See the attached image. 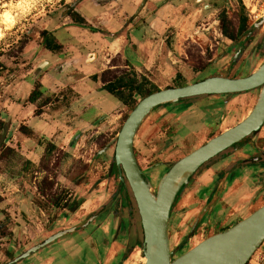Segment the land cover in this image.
Masks as SVG:
<instances>
[{"label": "rangeland", "instance_id": "1", "mask_svg": "<svg viewBox=\"0 0 264 264\" xmlns=\"http://www.w3.org/2000/svg\"><path fill=\"white\" fill-rule=\"evenodd\" d=\"M74 1L76 0H0V264L8 262L12 257L21 254L58 230L85 222L90 213L83 203L95 199L98 203L93 210H96L101 201L104 202L101 194L108 191L110 187L112 190L115 185L116 178L109 176L108 171L109 164L114 158L112 141L116 139L124 120L133 108L132 103L120 107L117 97L106 89L92 91L97 86L96 80L92 78L79 80L83 75L98 70L101 62L100 58L87 62V51L75 50L79 41L90 38L87 29L71 24L53 32L64 45L72 43L74 48H70V51L78 58L75 64L68 66L64 64V68L58 69L55 62L64 58V53L40 52L43 48L41 30L48 24V17L52 19L49 25L53 26L55 18L61 17L64 10ZM134 1L137 3V0L130 1L120 9L129 15L134 9L140 7L143 0H138L139 4L136 8ZM167 1L175 3V0L156 2L149 0L141 14ZM210 5L213 8L210 14L212 16L208 21L185 20L188 23V29L180 30L178 27H172L168 33L166 49H170L172 44L175 46L171 58H174L176 63H171L169 58L167 60L174 65L175 76L155 69L156 67L151 71L132 70L131 67L125 66L124 59L117 56L114 57L113 63L120 66L106 71L105 79L121 74L135 75L139 82L147 80L146 88L160 89L184 85L204 75L216 73L226 59H233L234 56H231V53L240 44L233 45V42L241 37L240 35L236 40H232L222 33L221 13L225 12L229 19L230 32L236 33L242 17L248 18L249 25H253L261 18L264 14V0H210ZM106 7L110 10L104 14L105 21L111 17L115 9L119 8V3L114 1ZM193 7L187 5L181 13L188 15ZM100 10L103 9L92 8L88 0H84L79 8V12L89 15H96ZM162 14L165 13L162 12ZM63 15L66 13L64 12ZM143 19L151 22L150 19ZM66 20L67 18L63 19V21ZM110 26L114 29L113 25ZM259 31H264V26L257 29L256 33ZM73 34L78 37V40L70 39L74 36ZM107 52L110 53L109 50H101L102 62L110 66V63H107L110 54ZM259 57L255 62H261L264 54ZM213 58L217 60L202 70ZM41 62L44 63L40 67ZM230 63L229 60L227 64ZM239 64L238 62L237 65ZM179 68L180 71H178ZM241 68L240 71L245 75L252 67L248 69L242 66ZM34 70L41 74L37 75ZM37 80L44 95L36 102H31L28 97L37 84ZM45 98L50 103L45 106L40 105ZM135 98L138 102L142 96L135 94ZM208 98V95L193 96L190 105L181 110L177 109L179 113L186 111L187 115L193 116L188 118L184 114L181 122L176 124L178 131L173 134L175 142L170 136L171 128L169 127L170 123L174 122L173 114L165 112L159 115L167 107L175 109L174 104L156 109L139 128L134 144L137 160L145 168L147 176L154 184H157L159 179H156L165 172L162 173L159 162H172L192 148L186 140L181 141V139H185V134L189 127L191 128L190 124L195 118L210 115L213 104ZM185 99L180 102H185ZM91 102L92 105H88L86 110L87 103ZM251 105L252 102L249 101L238 110L232 109L230 116L223 123V128L232 124L236 118H240ZM101 107L105 111L98 113ZM20 109L22 113L17 114ZM30 110H33L32 114L36 116L31 122L33 126L38 131L45 128L46 133L34 130L33 134H29L34 138V142L31 146L24 147L27 143L24 142L25 133L20 130L22 125L20 120ZM106 120H108L107 126L101 130L100 127ZM206 121L213 129L217 127L216 122L211 119ZM81 123L86 126L81 127L79 125ZM75 126L78 127L71 136L69 144L58 141V138L69 129H74ZM261 132L264 134V128ZM191 140L193 141L194 138ZM7 143H9L8 146ZM262 143L264 144V137ZM105 146L108 148L99 152ZM11 183L14 186H10ZM13 188H15V194ZM188 190L187 188L184 191L185 194ZM83 195L89 198L73 212L72 203ZM6 199L8 200L4 203ZM103 216L100 215L79 231L59 238V241L49 244L40 249V252L37 251L16 264H34L32 260H39L37 263L43 264L41 262H46L43 261V257L51 254H56L53 264H85L82 259L86 260V264H96L94 258L101 264V260H104L107 254L106 246H95V250H92L90 241L85 240L90 235L97 236L96 239H98L101 234L98 222L101 220L105 222ZM168 229L169 233H172L169 240L174 247L181 231L175 225L171 228V224ZM190 230L191 222H185L182 226L183 233L188 235ZM115 233L111 234V241ZM107 236H110L109 233ZM201 236L202 234H198L189 242L188 247L201 241ZM68 239L71 241L64 245L65 240ZM77 254L83 255L78 258ZM86 254H97V257L91 255V258L86 259ZM133 254L140 256L139 250H135ZM136 261L138 262L137 259ZM128 264L137 263L133 261ZM247 264H264V242Z\"/></svg>", "mask_w": 264, "mask_h": 264}, {"label": "flooded vegetation", "instance_id": "2", "mask_svg": "<svg viewBox=\"0 0 264 264\" xmlns=\"http://www.w3.org/2000/svg\"><path fill=\"white\" fill-rule=\"evenodd\" d=\"M83 1L84 0H76L72 2V4L69 7H67L66 10H64L66 15H63L64 14L63 12L61 17L55 18V23L53 24V26L49 25V23L52 22L51 21L52 19H50V16L48 17L49 18L48 24H46V26L43 27L41 30V34L43 36V40H42L43 48L40 50V52L56 51V53H64L65 57L60 58L55 62L56 66H58V69H62L64 68V66L75 64L78 61V58L73 55L74 53L72 51H70V48H74L72 43L66 42L67 44L64 45L54 35L53 32H55L58 28L66 27L71 24H77L80 26V28L87 29V32L90 33V38L87 39L86 41H79L77 45L75 46V50H80V51L86 50L87 51L86 52L87 62H92L94 60H97L98 58L101 59L99 69L96 71H92L88 75V78H92L93 80H96V81L100 80L103 83L102 89H105L103 87L105 82L108 80L110 81L111 79H114L115 77H119V76H124L126 78L134 77L135 75H133V73H132L133 76H125L121 74V75H117V76L115 75L111 78H108L106 81L104 80L105 79L104 74L106 71H109L110 69H115L112 67H119L120 65L113 63L114 58H112L110 62H108L110 63V66L105 67L103 70L100 69L103 63L102 62L103 57L101 54V50L104 49L105 45H108V43H104L103 39L105 37L109 38L112 33L115 34L114 37H117L118 35L122 34V32H124L126 33L125 42H127L129 38V35H128L129 28L133 27V25H141L142 21H145L143 20V18L150 10H147L145 14H141V13H142V10L146 7L149 0H146L145 2L143 0L141 2L140 7L138 9H134L132 13H130L129 15H127L126 14L127 12L122 11L120 8H122L124 4L126 5L130 1L132 2L133 0H88L91 3L92 8L103 9V10L98 11L96 15H89L88 13L83 14L79 12V8H81ZM114 1H118L119 8L115 9V11L112 13L111 17L107 21H105V19L102 21L101 20L102 17L105 18L104 14L110 10V9H107L106 7L107 4L114 2ZM136 2L137 3H135L134 1L135 8L139 4L138 0ZM175 3H176V7L178 8L184 2L183 0H177V1L175 0ZM72 6L73 8H71ZM163 6L164 4L161 5L159 8ZM180 12L182 11L180 10ZM64 18H67V20L63 21ZM242 18L240 19V22ZM240 22H239V25H240ZM110 25H113L114 29H112ZM239 25L237 27L236 34H238V29L240 28ZM49 26H51V28H49ZM252 30H253V27L252 25L248 24V19H247V31H252ZM73 35L74 36L73 37L71 36L70 39L78 40L77 39L78 37H76L75 34ZM240 35L241 34H239L234 39L236 40ZM235 49L236 50L231 53V56L232 55L234 56L233 59H226L223 65L213 75H216L223 71H225L227 76L230 78L245 77L251 74L264 61V57H263L261 62L259 63L255 62L256 59L260 58L259 56L264 54V31L262 32L259 31L256 34L255 33L251 34L250 36L247 37L245 41L240 43ZM235 53H237L236 56H235ZM216 60L217 59H214V58L210 59L207 65H205L202 68V70L206 69V67L209 64L215 62ZM229 60L231 61V63L227 64ZM125 62H126L125 66L131 67L132 70H135L128 60L127 61L125 60ZM238 62L240 63L239 65H237ZM43 63L41 62L39 66L41 67ZM242 66H246L248 69L250 67L252 68L248 72H246V74L244 75V72L240 71L242 69L241 68ZM40 67H38V69H40ZM58 69L56 71H58ZM34 73H36L37 75L41 74L37 70L36 71L34 70ZM86 75H83V76H86ZM213 75H209V76H213ZM209 76L204 75L202 78L193 80L192 82L202 80ZM135 78L137 80V76H135ZM79 80H84V79H81L80 77ZM38 81L39 80H37L36 82L37 84L35 85L33 89H35L36 86L39 87ZM137 82L140 83L138 80ZM188 83H191V82H188ZM260 89H261V86H257L255 88H252L250 90H245L242 92H219V93L202 94V95H208L209 97L208 99L212 101L211 103L213 104V107L210 112V115L206 117L195 118L193 123L190 124L191 128L189 127L188 131L185 134V139L183 140L181 139V141L186 140L189 143L190 147L192 148L190 150L185 151L181 157L188 154L189 152L196 149L197 147L201 146L213 136L221 133L222 131L236 125L241 120H243L253 108L257 100ZM108 92L112 93L110 91ZM112 94L115 95L117 99L119 100L120 107H123L129 104V103H123L115 93H112ZM124 94L126 95V97L128 96L129 94L128 88L124 89ZM43 95L44 93L42 92L41 97ZM202 95H196V97H200ZM184 101L185 102L177 103L175 107L173 106L175 109H169V107H167L161 113H159V115L160 114L163 115L165 112H169L173 114L174 122L170 123L169 125V127L171 128L170 136L172 137V139H173V134H175L178 131L176 124L181 122V117H184L185 115H187L186 111L179 113L177 109L181 110V109L186 108L188 105H190L191 97H187ZM193 101H196V100H193ZM249 101L252 102V105L250 106L248 111L244 113L240 118L238 119L236 118L232 124L223 128V123L230 116L231 110L232 109L238 110L245 103L247 102L249 103ZM49 103L50 102H47L46 104H44V106L48 105ZM103 110L105 111V109ZM188 116L189 115H187V117ZM190 116H193V115H190ZM209 119H211L213 122H216L215 125H217V127L215 129H213L210 123L206 121ZM263 128H264V123L258 131L251 133L247 137L243 138L240 142L233 144L229 148L223 150L222 152L218 153L214 157L210 158L208 161H206L201 166H199V168L190 178L189 184L183 185V187L177 194L174 200V203L172 205L171 217L174 215L178 205L180 204L181 198L184 195H186L189 192V190L193 192L196 189L197 190L201 189L200 193L202 195V199L199 203L200 207L187 220V222H191V226L193 225L196 219V216L203 209V207L209 202H211L212 199H214V201L210 203L209 208L210 207L211 208L207 211V213L201 220L200 224L198 225V227L195 229V231L191 235L189 234L187 235V233L186 234L183 233L182 226L177 223L176 224H174L173 222L171 223V219H170L169 225L171 224V228H172V225H175L181 231V234L177 237L176 245L172 247L170 243V249L174 251L173 258L178 256L177 254H182L183 252L187 251L188 249L192 248L197 243H199L200 241L195 243L193 246L188 247L189 242L193 240L198 234H202L201 236L202 237L201 241H202L212 234L223 231L229 228L230 226L235 225L237 222L247 217L249 214H251L254 210H256L258 207H260L264 203V144L262 143V138L264 136L261 135V130ZM191 138H194L195 141L193 140L194 141L193 142ZM173 141L175 142L174 139ZM112 144H113V147L115 148V143L113 142ZM106 148L108 147L107 146L103 147V149L99 150V152L106 150ZM134 151H135V156L137 159L135 146H134ZM180 158L172 162H169V161L159 162V164H161L160 166H162L161 167L162 173L168 170ZM138 164L140 168L143 170L144 175H147L145 172L146 171L145 168H143L139 162ZM236 168H241L243 170L242 173L247 176V179L245 180L246 182L245 181L236 182L235 180H233L234 178L230 179L232 175L228 176V174L233 173L236 170ZM108 171H109V176L116 178L115 185L113 186L112 190L110 187L108 191H106L104 194H101V196H103L104 202L101 201V204H99L100 206L96 210H93L89 214V216L92 214L99 213L102 210H104L100 215L101 216L104 215L103 219L105 220V222H102V220L99 221L98 227L99 226L101 227V233L103 230L105 231V229L108 227L107 230L110 236H107L106 233L100 234V236H98V241L99 240L100 241L99 243L98 241L96 242L97 243L96 246H99V247L106 246L107 253H108V249L112 245V242L121 239L120 235L126 229L127 238L125 240L126 242L124 243L125 246L123 247V250L120 247L122 251L117 250L114 254H127L128 256L125 258V260H119L118 264H128V263H133V261L136 262L137 264H142V262L144 261L143 260L144 252L142 249V245L139 244V247L136 249H135L136 246L134 245L137 242L142 243L143 236H144L140 213L137 207L134 194L132 192V189L129 185V182L126 178L124 171H122V176L124 177V180L121 181L120 179L121 173L119 171L118 166L116 165L114 158H113V161H111L109 164ZM208 177H209V180L205 183L204 179ZM104 183H107V182H104ZM251 185H255V186H254V191L252 195L250 196V198L247 199L246 201L241 200V202H239L238 204L239 209L237 210L233 209V207L229 208L230 207L229 199L228 200L226 199V197L229 196V193H231L232 194L231 196H233L231 201H235L236 199L240 201L241 193L245 190V188L247 187L249 188V186ZM260 187H263V190L259 192L258 194H256V191L260 189ZM187 188L189 190L185 194L184 191ZM88 198L89 197H85L83 195L81 196L79 200H75V201H79L80 203L76 207V209L72 211L73 212L76 211L78 207H80L82 203ZM221 202L223 203L221 204ZM125 220L129 224L128 226ZM210 222L213 224H209ZM209 231L211 232L208 233ZM114 233H115L114 239L111 241L110 240L111 234H114ZM141 233H142V238L139 240L138 236L139 234L141 236ZM171 236H172V233H169L170 238ZM257 249L252 253V255L257 253ZM135 250H139L140 256H137L138 254H133ZM38 251L40 252V250ZM136 259L138 260V262L136 261Z\"/></svg>", "mask_w": 264, "mask_h": 264}, {"label": "water", "instance_id": "3", "mask_svg": "<svg viewBox=\"0 0 264 264\" xmlns=\"http://www.w3.org/2000/svg\"><path fill=\"white\" fill-rule=\"evenodd\" d=\"M263 26L264 14L253 23V30L242 34L233 42V45L241 43ZM257 86H261L257 100L243 120L181 157L160 175L161 177L157 178L159 179L157 184H154L149 176L144 175L135 156V138L145 119L156 109L171 104L176 106L187 97L208 93L242 92ZM263 123L264 61L245 77L230 78L223 71L184 85L160 88L137 102L124 120L113 142L115 143L114 160L121 173L120 179L124 180L122 176V171H124L140 213L144 234L141 245L145 257L142 264H246L248 262L252 253L264 241V203L235 225L208 236L174 258V251L170 249L168 227L171 208L177 194L183 185L189 184L190 178L199 166L251 133L258 131ZM262 190L263 187L258 189L256 194ZM210 203L212 202L206 204L196 216L189 235L200 224L209 210ZM103 211L88 216L85 222L58 230L3 264H16L29 258L38 250L59 241V238L89 225Z\"/></svg>", "mask_w": 264, "mask_h": 264}, {"label": "crops", "instance_id": "4", "mask_svg": "<svg viewBox=\"0 0 264 264\" xmlns=\"http://www.w3.org/2000/svg\"><path fill=\"white\" fill-rule=\"evenodd\" d=\"M152 1V0H150ZM154 2L158 1V0H153ZM162 1V0H160ZM184 3H182V5H180L178 8L176 7V3L172 2V1H167L166 3H163L164 6L159 8L160 6H156L154 9L150 10L146 15H145V19L148 20L150 19V23L146 22V21H142L141 25H137V26H133L129 28V38L128 41L125 42L126 39V33L122 32V34L118 35L117 37H114L115 34H111V36L108 38H104L103 41L104 43H108V45L104 46L103 50H109V52H107V54H110V58L107 59V63L110 62V60L114 57L120 56L122 59L124 60H128L130 62V64L133 66V68L136 71H141V70H149L151 71V69L155 68V69H160V71H164L166 73H168L169 75L174 73V65H171L170 62L167 60V58H169L171 60V63L175 62L173 59L171 58L172 56V52L175 49V46L172 44L170 49H166V39H168L169 35V31L172 27H178L180 30L181 29H188V23L185 22V20H199L202 19L204 20V22L208 21L210 19V17L212 15L211 12V8L212 6L210 5V0H183ZM190 2V3H189ZM153 3V2H152ZM160 4V3H158ZM162 4V5H163ZM187 5L190 6H194L192 11L190 12V14H182L180 12V10H182V8L186 7ZM159 8V9H158ZM167 9V10H166ZM162 12H164L165 14H162ZM183 15V16H182ZM102 21L104 20V18L102 17L101 19ZM144 20V19H143ZM181 20V21H180ZM139 24V23H138ZM97 57V56H96ZM173 63V64H175ZM105 67H107V65H105L104 63H102L101 66V70H103ZM178 71H180V68L178 69ZM91 72H89L86 76L81 77V79H86L88 78V75ZM161 73V72H160ZM174 76L176 74H173ZM83 81V80H82ZM102 85L103 83L99 80L97 81V86L95 88L92 89L93 92L99 91L100 89H102ZM92 105L91 103H87V106L85 107L86 110H88V107ZM175 107V106H174ZM104 108H100L98 113H101L102 110ZM22 110L20 109L18 111L17 114H21ZM33 110H30L28 113H26L23 118L20 120V123L26 125L27 127H29L30 129H32L33 131H37L40 133H46L45 128L42 130H37L33 124L31 123L32 120L36 117L34 116L32 113ZM81 114V112H80ZM108 123V120L104 121V124L100 127L101 130H103V127H106ZM81 127L86 126L83 123L79 124ZM76 127L73 129H69L64 135H62L60 138H58V141L62 142L63 144H69L70 142V138L71 136L74 134V132L76 131ZM261 135L264 136V134ZM24 142L27 143L24 145V147H28L31 146V143L34 142V138L31 137L30 135L25 134L24 136ZM48 139V137H47ZM9 145V143H7V146ZM11 145V144H10ZM12 146V145H11ZM23 147V146H22ZM31 157V155L29 156ZM243 170L241 168H236V170L233 173L228 174V176H231L230 179L235 180L236 182L239 181H245L247 179V176L244 175ZM209 180V177L204 179V182L206 183ZM246 182V181H245ZM9 184V183H7ZM6 185V184H5ZM10 186H14L13 183L10 184ZM201 186V185H200ZM254 186L255 185H251L249 186V188H245V190L241 193L240 195V201H238L237 199L235 201H231L232 194L229 193V196L226 197V199H229V203H230V207H233V209H239V202H241V200L246 201L247 199L250 198V196L252 195L253 191H254ZM199 188V187H198ZM261 188V187H260ZM13 192L15 191V188H13ZM201 189H196L195 191L191 192L189 190V192L184 195L181 198V202L178 205L174 215L171 217V223L173 222L174 224H180L181 226H183V224L185 222H187V220L191 217V215L197 211V209L200 207L199 203L202 199V195L200 193ZM257 192V191H256ZM9 193V192H8ZM15 194V192H14ZM2 195H4V193H2ZM7 195V194H6ZM216 197V196H215ZM237 197V196H236ZM8 199L4 200L7 201ZM93 201L89 200L83 203L84 207L86 206V209H89V213H91L93 211V209L95 208V206L97 205L98 201H96L95 199H92ZM214 199H212L211 202H213ZM225 201V200H224ZM8 203V202H7ZM223 202H221L222 204ZM24 204V203H22ZM222 206V205H221ZM211 208V207H210ZM209 208V209H210ZM126 222V220H125ZM127 226L129 225L126 222ZM209 224H213V223H209ZM107 227V226H106ZM108 227L105 229V231L103 230L101 234L106 233L108 234ZM110 235V234H109ZM97 236H88L87 239L85 240L86 242L90 241L92 250H95V246H96V242L98 241V239H96ZM119 240L113 241L112 245L110 246V248L108 249V253L105 256L104 260H101V264H118L119 260H125V258L128 256L127 254H114L117 250H123V247L125 246V240L127 238V230L125 229L124 232L121 233ZM139 240L142 238V233L141 236L139 234L138 236ZM95 241H94V240ZM71 239L65 240V243L70 242ZM100 241V240H99ZM98 241V243H99ZM139 244H141L140 242H137L136 244H134L136 248L139 247ZM121 247V248H120ZM121 250V251H122ZM40 256H42L41 254H39ZM38 255V258L40 257ZM81 255L83 254H77V257L80 258ZM85 255V254H84ZM91 255H96L97 254H91ZM90 254H86V259H88L87 257L91 258ZM55 256L56 254H51L50 256L47 257H43V261L46 262H41L43 264H53L54 260H55ZM94 258V257H92ZM36 259V258H35ZM40 259V258H39ZM143 260L145 261V257H143ZM35 261V262H34ZM37 261L39 262V260H32L31 262L34 264H39L37 263ZM42 261V260H40ZM83 263L86 264V260L82 259ZM94 262L96 264H99L100 262H98L97 259L94 258Z\"/></svg>", "mask_w": 264, "mask_h": 264}, {"label": "trees", "instance_id": "5", "mask_svg": "<svg viewBox=\"0 0 264 264\" xmlns=\"http://www.w3.org/2000/svg\"><path fill=\"white\" fill-rule=\"evenodd\" d=\"M247 17L242 18L240 22V28L238 29V34H244L247 31ZM220 24H221V29L223 34L228 37L229 39H234L237 36L236 33L230 32V28L228 26L229 24V19L226 16L225 12L221 13L220 16ZM105 81L107 79H104ZM145 80L144 82L141 81L140 83L137 82L135 76L132 78H126L124 76H119L115 77L114 79H111L110 81H106L104 84V88L107 89L108 91L115 93L120 100L123 103H132L133 107L136 105V98L135 94H139L142 97L146 96L147 94L153 92L154 90H158L159 88H154V89H148L145 87ZM129 89V94L126 97L124 94V89ZM42 95V91L39 89V87H36L35 89L32 90V92L29 94V100L31 102H36ZM48 102L47 98H45L40 105L42 106ZM20 130L23 131L27 135L33 134V130L30 129L29 127L25 126L24 124L20 125ZM11 149V148H10ZM13 150V149H12ZM79 201H75L72 203V210H75L76 207L79 205Z\"/></svg>", "mask_w": 264, "mask_h": 264}, {"label": "clouds", "instance_id": "6", "mask_svg": "<svg viewBox=\"0 0 264 264\" xmlns=\"http://www.w3.org/2000/svg\"><path fill=\"white\" fill-rule=\"evenodd\" d=\"M5 17L7 18V13H5Z\"/></svg>", "mask_w": 264, "mask_h": 264}]
</instances>
